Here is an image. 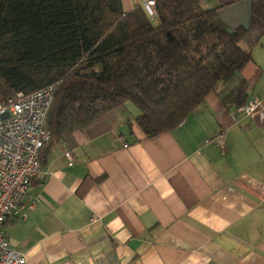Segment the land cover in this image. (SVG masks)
Segmentation results:
<instances>
[{
  "label": "crops",
  "instance_id": "obj_1",
  "mask_svg": "<svg viewBox=\"0 0 264 264\" xmlns=\"http://www.w3.org/2000/svg\"><path fill=\"white\" fill-rule=\"evenodd\" d=\"M145 1L121 0L125 12ZM196 1L220 8L222 30H245L260 105L225 110L220 83L169 133L145 138L125 103L64 136L5 222L26 264H264V25L250 0Z\"/></svg>",
  "mask_w": 264,
  "mask_h": 264
},
{
  "label": "trees",
  "instance_id": "obj_2",
  "mask_svg": "<svg viewBox=\"0 0 264 264\" xmlns=\"http://www.w3.org/2000/svg\"><path fill=\"white\" fill-rule=\"evenodd\" d=\"M154 3L150 20L141 7L125 12L121 0H0V103L59 82L41 168L64 136L125 103L153 138L175 130L220 83L227 111L252 96L261 71L244 76L252 57L239 47L243 28L222 30L220 8L196 0ZM250 11L264 25V0H250Z\"/></svg>",
  "mask_w": 264,
  "mask_h": 264
},
{
  "label": "built area",
  "instance_id": "obj_3",
  "mask_svg": "<svg viewBox=\"0 0 264 264\" xmlns=\"http://www.w3.org/2000/svg\"><path fill=\"white\" fill-rule=\"evenodd\" d=\"M154 6V0H146L142 7L150 20L155 17ZM58 85L55 82L28 95L17 93L14 100L0 103V264H26L23 253L10 247L3 225L27 198L32 181L43 176L39 151L50 139L44 123ZM259 105L260 100L251 96L239 111L250 116ZM212 141L224 143L221 135ZM65 158L71 165L69 153Z\"/></svg>",
  "mask_w": 264,
  "mask_h": 264
}]
</instances>
